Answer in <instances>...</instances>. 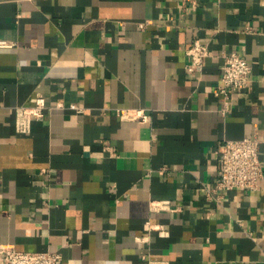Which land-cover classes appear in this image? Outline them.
I'll use <instances>...</instances> for the list:
<instances>
[{"label": "crops", "instance_id": "0c3cea01", "mask_svg": "<svg viewBox=\"0 0 264 264\" xmlns=\"http://www.w3.org/2000/svg\"><path fill=\"white\" fill-rule=\"evenodd\" d=\"M0 38V242L62 264H264V173L214 189L227 138L257 137L264 169V0H0ZM230 50L251 69L224 105ZM37 93L47 111L17 131Z\"/></svg>", "mask_w": 264, "mask_h": 264}, {"label": "built area", "instance_id": "2783aa9c", "mask_svg": "<svg viewBox=\"0 0 264 264\" xmlns=\"http://www.w3.org/2000/svg\"><path fill=\"white\" fill-rule=\"evenodd\" d=\"M194 7L195 0H190ZM143 22L139 25L143 26ZM14 42L0 38L1 47L12 46ZM189 61L185 64L188 71L198 69L203 58L208 53L207 43L194 39L186 49ZM221 76L213 89V93L221 99L224 105L228 102L230 93L234 89L244 88L249 81L250 64L246 58L236 50L222 53ZM60 104V103H59ZM75 110L82 107L76 103L69 105ZM45 97L37 93L34 101L27 105H19L14 117L17 131L26 132L31 129L33 118L42 117L47 111ZM116 114L121 119L146 120L148 114L143 107H116ZM259 139L250 135L239 138H227L223 141L219 151V166L217 169L214 189L230 190L236 187L253 189L258 186V180L263 176L264 169L259 158ZM158 203L153 207H158ZM62 252L53 250H21L13 243L0 242V264H62Z\"/></svg>", "mask_w": 264, "mask_h": 264}]
</instances>
